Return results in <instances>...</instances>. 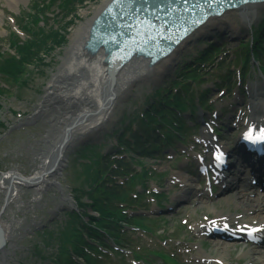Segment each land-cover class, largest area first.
<instances>
[{
    "label": "rangeland",
    "instance_id": "374dc122",
    "mask_svg": "<svg viewBox=\"0 0 264 264\" xmlns=\"http://www.w3.org/2000/svg\"><path fill=\"white\" fill-rule=\"evenodd\" d=\"M33 1L34 0H0V47L2 50L6 51L10 48L8 42L9 36L12 31H18L15 19L17 21L22 13L28 11L30 6H32ZM105 1L106 0H88L85 2L77 11L78 18L73 23L70 29V34L81 23L87 22V20L93 16L96 8ZM51 11H54V13L51 15L49 21H47V24L53 25L57 23L55 25L61 27L65 21L58 13L59 10L56 6H53ZM263 15L264 9L261 11L255 22L242 27V30L238 35L240 37L239 39L231 41L224 40L220 43V46L224 47V51L218 55L212 63H200V68H202L204 76L202 82H198L195 87L197 86L199 89L208 86L213 87L212 82L209 81V79H211L210 75L212 71L218 70L219 67H224L228 58L236 53L238 49H241L239 48L240 42L248 41L251 36L249 34L250 29L259 24ZM65 20H68V18ZM216 32H219V30ZM212 33L211 30L203 32L199 35L201 36L199 38L201 39L203 36L205 37V40H211V38L208 39L207 36L212 35ZM227 33L230 34L229 32ZM70 34L69 42L62 48L53 51L52 56L46 59V61L49 62L48 65L31 67V69H33V80L31 78L27 86L20 88L17 84L15 86L2 79L0 76V86L9 89L8 92L6 90L5 93H0V102L2 104V107L0 108V120L5 121L8 127L6 132L0 134V141L2 142L0 145V151L4 152L3 149L11 150L7 151L8 156H2L4 161L1 160V169L3 166L13 167L14 165H18L25 175H31L40 164V158L44 156V152H50L52 148L51 141L54 140L52 135H57L61 132L66 123L64 122V120L67 119L66 116L71 113L69 98H56V100L62 102L59 104L55 103L56 96H51V94L47 93L51 81L53 80L54 83H56L57 80H59V82H64L67 81L66 78L70 77L72 79H68V81L72 84H76V80L78 81V78L81 76L87 78L91 77V70L89 71L85 64L81 65L82 67L76 74L71 73L73 60L75 59L73 57H75V55L80 57L81 54H75L72 40L70 41ZM20 35L22 38H25V35L22 33ZM200 39L183 50L169 70L162 71L150 82H141L135 85L128 96L117 102L114 112L110 114L106 113L104 118L102 115L97 128L101 130H110L116 126L121 118V113L126 109L130 110L132 104L137 102L138 98L143 97L144 93L147 92L151 86H156L172 76V73L184 56L183 54L185 51L196 52L194 46L200 42ZM204 46L205 45H201L200 48ZM82 57L85 58V61L86 59L89 62L91 60L88 53ZM96 63H98V61ZM212 77L215 76L213 75ZM93 81L94 85H92L93 87H91L88 95L91 96L93 93V98H91L90 101L96 103L99 102L101 92L98 93L96 90L95 85L97 84V80L94 78ZM236 90L237 87L231 90L228 89L226 94H223L218 100H216L217 95H219L218 91H212L210 95L211 100H216L215 105H213L214 109L217 110L218 107L216 106H220L221 104L224 105L233 102ZM18 94H21V98H18ZM226 96H228V99H226ZM51 103L55 104L52 105ZM239 108L240 106L237 104L235 106L237 112L239 111ZM77 109L80 110L81 108L78 106ZM133 109L135 108L133 107ZM16 112H20L21 117H18ZM99 113L100 112L95 115H98ZM36 114L37 117L34 118V115ZM52 115L55 116L53 118L54 123H52ZM85 133L87 132H84V135L82 134L83 136L77 135L71 137L66 149V162L62 168L61 175L58 177V180L62 182L64 193L71 197L72 205H61L63 201L61 191L58 188H55V186L44 188L45 191L43 192H37L35 186L24 187L25 191L22 193L20 192V196L16 197L14 202L10 203L6 209V213L9 215L11 214L12 220H10L11 217L9 216L8 222L10 223V228H7V248L0 251V264H45L46 259L41 257L40 254H50L54 250L57 238L55 236L49 238L48 235L44 233V230L47 229L49 231L57 232L58 228L65 223V212L75 208V201L71 193L72 191L70 190L71 182L66 180L65 175H67V169L70 166V159L72 160V158L75 157L76 152L80 149L81 145L79 143L88 138ZM103 133L104 131H101L99 136L90 138L89 141L91 139L99 138ZM197 136L199 138L201 137L200 129L197 131ZM114 142V139H110L107 147H111ZM30 144H32V148ZM27 147H29V150H27ZM177 147L181 149V147L177 145L174 148L177 149ZM185 148L188 149H186V152L184 153H181L184 151L182 150L180 155L177 154V152L171 153L172 157L160 156V159L152 158L146 160V164L156 169L157 173H165L162 178L155 177L153 181H149L150 188L160 190V186H164L163 190L167 192L168 197L166 198V201H163L166 208H163L162 210L156 206L155 201L150 197L145 200L146 202H149V206L147 205L148 210L144 208L142 211L146 212L149 216L155 215L158 218L159 225L155 227L156 233L153 235L145 234L136 229L133 231V237L138 239L141 247L151 251L168 252L187 264H205V262L201 261L197 256L198 254L203 253V251L200 249V240L195 238L197 233L192 228L203 221V215L215 216L219 214V212L234 213L241 210L240 208L237 209L233 203L226 204V200L223 198L214 199L212 200V203H204L203 205L196 204V198L192 199V197H194L192 194L190 198L183 197L179 200L175 199L176 194L181 192L184 188L183 181L176 178L173 174L175 171L181 170L182 167H184L182 170L185 172L186 163L188 162L189 164L192 162V154H194L193 136H190V142ZM26 150L29 153L30 158H27L25 155ZM33 152L34 154H39L41 152L40 158L35 156L34 159H32ZM198 152H200V149ZM81 170V167L73 166V168L69 170L71 172L70 175L75 176L76 171ZM200 187L205 189L204 184L200 185ZM231 194L233 193L231 192L230 195ZM176 201H180L181 204H177ZM1 203L2 201L0 198V204ZM171 205L173 207L176 206L175 210L164 213V210ZM212 242L213 240L210 242H201V244H203L205 250H212V252H215ZM36 245H38L40 249V254L34 249ZM247 249L248 248L236 246L234 248L232 247L227 256V259L230 261L228 262L231 264L248 263L246 261H248L249 258L241 257ZM118 259L120 261L119 264H163L162 260L157 256L149 258L150 263L135 261L133 254L130 252H125L123 255H119Z\"/></svg>",
    "mask_w": 264,
    "mask_h": 264
},
{
    "label": "bare ground",
    "instance_id": "6f19581e",
    "mask_svg": "<svg viewBox=\"0 0 264 264\" xmlns=\"http://www.w3.org/2000/svg\"><path fill=\"white\" fill-rule=\"evenodd\" d=\"M113 1L106 0L103 4L99 5L94 11L93 16L87 22L81 23L70 35L75 54H81L80 57L76 55L73 57L75 59L73 60L71 73L76 74L82 67L81 65L85 64L87 65V69L91 70V77L81 76L78 78L79 82L76 80V84L70 83L68 79L72 78L69 77L64 82H59V80L56 83L52 82L51 86L48 87V94L56 96L55 103H62L56 100V98L67 97L70 99L69 107L70 114L72 115L68 114L66 116L67 119L64 120L66 123L64 124L63 132L60 133L59 139H56L57 135H55V142L51 152L43 159V165L30 177V181L32 180L31 183L33 185H38V189L52 186L58 188L61 191L63 199L61 205L64 206L72 205L71 197L64 193V188L58 180V177L62 173L61 169L66 162L64 150H61L55 170L48 173V169L55 163L59 144L66 134L70 141L71 137L82 135L84 132L97 127L102 115L104 118L106 113L110 114L114 112L117 102L128 96L135 85L141 82H150L162 71L169 69L176 62L182 48L187 46L190 40L193 41L196 35L211 29H223L224 27H228L232 33L237 34L242 27L255 22L264 9V0H247L236 4L231 9L222 13H211L203 25L194 29L185 39L183 38L175 48L163 51V49L151 41L144 45H134L133 41L135 39L133 37L139 31L136 28L131 29V25L121 26L120 23L118 25L116 20V18H119L122 9L126 10V8L130 7L129 3H132L133 0H115V10H111L109 4ZM140 1L143 2L144 0ZM150 2L151 0H147V4H151ZM139 9L143 10V8ZM136 38H139V36ZM86 53L91 58L90 62L87 59L85 61V58L82 57ZM97 61L98 63H96ZM94 78L97 80V84L95 85L96 90L98 93L101 92L99 102L96 103L90 101L93 98V93L91 96L88 95L91 87H93L92 85H94ZM259 87H262V90H258L252 94V98L247 100L251 112L250 116L243 120V123L247 126L256 125L260 122L264 124V100L257 101L254 97V95L257 96L260 93H264V82ZM109 95H112V99L110 98L105 102ZM103 96L105 97L104 99H102ZM104 102L106 108L102 112L98 115H91L82 121L85 114L87 116L88 113L96 111ZM78 106L81 108L80 110L77 109ZM74 122L75 125L71 129H65L66 126H70ZM201 141L212 151H218V149L226 150L228 153L233 151L231 145L226 144L223 140L216 139L205 130L202 132ZM229 155L231 156V154ZM9 174L20 176V172L17 169H14ZM174 175L183 181L184 188L176 194L175 199L190 198L191 194H193L198 198L199 204L212 203L211 198L198 188L195 179L191 175H186L180 170L175 172ZM15 180L21 183L20 185L22 186L29 184L21 178H16ZM234 184L235 191L233 194L226 195L224 193L222 197L226 200V204L233 203L241 211L229 214L223 212L219 214V217L225 222L235 221L248 225L255 224L260 225L264 229V193L249 183H242V185L240 183ZM14 190L15 187L12 189L11 198L15 196ZM0 222L4 224L5 221L0 218ZM209 226H211V223L207 221L204 226L198 224L196 230L199 235L204 236ZM233 244L235 242L222 241L215 238L213 241L215 252H212V250L207 251L202 247L203 253L197 256L207 264H231L227 256L230 249L235 246ZM241 257L249 258L247 264H264V247L248 248Z\"/></svg>",
    "mask_w": 264,
    "mask_h": 264
},
{
    "label": "trees",
    "instance_id": "16d2710c",
    "mask_svg": "<svg viewBox=\"0 0 264 264\" xmlns=\"http://www.w3.org/2000/svg\"><path fill=\"white\" fill-rule=\"evenodd\" d=\"M83 1L85 0L36 1L33 12H27L20 18L22 27L30 33L31 38L22 42L15 34L12 35L10 44L12 49L16 51V55L2 52L0 49V75L8 81L16 83L17 80H22V85L27 84L29 80L27 66L42 62V52L52 50L67 41L65 28L48 27L46 23L43 27L41 26L40 22H45L47 18L46 10L57 2L58 6L65 11V17L69 15L75 17L76 4ZM72 21L73 19L69 20L68 23ZM260 35L256 36L253 45V53L256 56L263 51V39ZM169 91V88L161 86L152 93V99L147 102L143 116L138 119L139 129L132 132L130 139L126 138L125 132L117 136L119 144L126 150L135 152L147 150V153H150L146 146H156L159 143L160 135L156 130L175 125V119L169 116L170 108L166 105L180 108H183L184 105L180 100L181 92L174 95ZM124 128L126 131H131V124H125ZM168 134L169 131L166 130V137ZM78 156L87 160L79 164L82 170L76 171L74 176L76 185L72 187L80 210L68 212L70 220L59 230L58 248L49 256L50 261L47 264H77L72 258L73 253L82 255L90 262L97 261L95 258L92 259L91 255L87 254L81 247L87 245L94 248L92 244L87 242L85 235L98 241L106 235L119 242L120 228L127 220L118 204L130 201V192L122 186L107 187L103 182V177L113 171V168L110 170L111 164L108 157L102 156L96 150V146L91 145L82 147ZM78 163V160L73 162L75 165ZM117 172L121 173L122 171L117 168ZM88 208L96 210L98 216L89 214ZM83 216H88L87 222L82 223ZM165 257L168 261L173 260L170 256L166 255ZM173 264L178 263L174 261Z\"/></svg>",
    "mask_w": 264,
    "mask_h": 264
},
{
    "label": "snow or ice",
    "instance_id": "6c2138e0",
    "mask_svg": "<svg viewBox=\"0 0 264 264\" xmlns=\"http://www.w3.org/2000/svg\"><path fill=\"white\" fill-rule=\"evenodd\" d=\"M244 138L248 141L251 142H256V141H264V128H261L258 133L255 135L253 134V129L249 127L248 131L244 133ZM227 227V225H225ZM249 233H254L257 232L258 229L256 228H249L247 229Z\"/></svg>",
    "mask_w": 264,
    "mask_h": 264
},
{
    "label": "water",
    "instance_id": "95a60500",
    "mask_svg": "<svg viewBox=\"0 0 264 264\" xmlns=\"http://www.w3.org/2000/svg\"><path fill=\"white\" fill-rule=\"evenodd\" d=\"M66 142V139L63 141V143L61 144V147H63L64 143ZM56 165V164H55ZM55 165L49 169V171H53L55 168ZM5 243V239H4V230L0 224V248L4 245Z\"/></svg>",
    "mask_w": 264,
    "mask_h": 264
}]
</instances>
